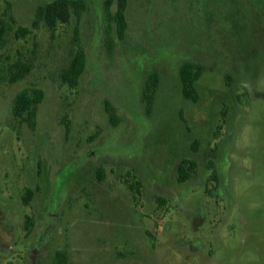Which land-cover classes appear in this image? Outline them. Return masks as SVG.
Returning a JSON list of instances; mask_svg holds the SVG:
<instances>
[{"label": "rangeland", "instance_id": "obj_1", "mask_svg": "<svg viewBox=\"0 0 264 264\" xmlns=\"http://www.w3.org/2000/svg\"><path fill=\"white\" fill-rule=\"evenodd\" d=\"M47 1L0 0L14 20L0 78L31 67L0 81V264H52L57 251L69 264H264V0H126L122 40L105 0L32 28ZM78 52L71 88L60 76ZM186 63L204 68L196 103L181 95ZM28 87L43 92L33 129L11 113ZM182 159L195 167L178 183Z\"/></svg>", "mask_w": 264, "mask_h": 264}, {"label": "trees", "instance_id": "obj_2", "mask_svg": "<svg viewBox=\"0 0 264 264\" xmlns=\"http://www.w3.org/2000/svg\"><path fill=\"white\" fill-rule=\"evenodd\" d=\"M115 4V11L113 14L108 12L111 5ZM106 19L109 23H114L116 27V35L119 40H122L126 30L125 20V8L126 0H105ZM84 11V3L82 0H51L39 4L34 11L33 19L30 23L32 28H36L37 25L42 22L49 31H53L58 24H66L69 22L71 15L79 18ZM8 14V8L3 12V16ZM14 20L9 17L8 21L0 19V51L5 44L6 37L9 31H11V25ZM16 36L25 37L29 35L30 29L19 27L16 30ZM85 67V61L82 53H76L70 61L68 67L62 72L60 78L63 84H67L69 87L74 88L77 85L78 77L82 74ZM31 67L20 61H16L8 68V75L4 78H0V81L5 80L10 84H14L19 80L24 79ZM204 72V68L201 65H194L186 63L181 66L179 75L181 81V95L183 99L196 103L198 101V93L195 88V82L199 79ZM158 75L152 73L145 81L144 88L142 90V101L145 104L146 113L151 114L155 94L158 89ZM43 92L36 87L24 88L15 94L12 100L11 113L15 119H20L25 122L30 129L35 127V117L37 113V107L42 102ZM105 111L108 113L109 121L112 125H115L118 121L114 109L106 102ZM195 164L182 159L177 166L176 180L178 183H184L189 177V170L193 169ZM33 192L29 189L23 196L24 203H28L32 197ZM52 264H69L68 259L64 252L57 251L54 255Z\"/></svg>", "mask_w": 264, "mask_h": 264}]
</instances>
